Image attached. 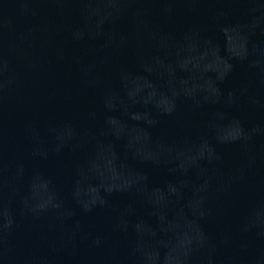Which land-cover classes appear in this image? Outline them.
<instances>
[{"label":"water","instance_id":"95a60500","mask_svg":"<svg viewBox=\"0 0 264 264\" xmlns=\"http://www.w3.org/2000/svg\"><path fill=\"white\" fill-rule=\"evenodd\" d=\"M135 264H264V0H75Z\"/></svg>","mask_w":264,"mask_h":264}]
</instances>
